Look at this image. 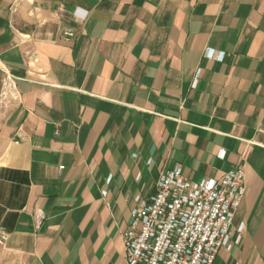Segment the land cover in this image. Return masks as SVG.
<instances>
[{"label":"crops","instance_id":"1","mask_svg":"<svg viewBox=\"0 0 264 264\" xmlns=\"http://www.w3.org/2000/svg\"><path fill=\"white\" fill-rule=\"evenodd\" d=\"M174 166L242 169L214 264H264V0H0V264H127L132 199Z\"/></svg>","mask_w":264,"mask_h":264},{"label":"built area","instance_id":"2","mask_svg":"<svg viewBox=\"0 0 264 264\" xmlns=\"http://www.w3.org/2000/svg\"><path fill=\"white\" fill-rule=\"evenodd\" d=\"M73 36L70 29L62 32L64 39ZM3 86L1 98L13 87L8 72ZM246 191L241 168L199 181L188 179L179 166L162 171L153 195L132 199L123 233L127 264H214L221 248L231 250L242 242L244 224L235 223V216ZM7 238L0 228V245Z\"/></svg>","mask_w":264,"mask_h":264}]
</instances>
